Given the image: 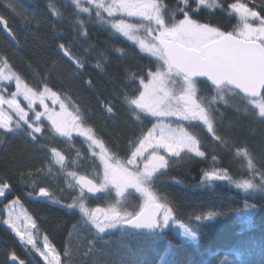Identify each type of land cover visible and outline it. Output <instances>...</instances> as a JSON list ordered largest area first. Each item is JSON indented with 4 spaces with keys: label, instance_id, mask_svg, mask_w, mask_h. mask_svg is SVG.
Returning <instances> with one entry per match:
<instances>
[{
    "label": "trees",
    "instance_id": "1",
    "mask_svg": "<svg viewBox=\"0 0 264 264\" xmlns=\"http://www.w3.org/2000/svg\"><path fill=\"white\" fill-rule=\"evenodd\" d=\"M221 2L226 6L231 0ZM11 3L15 11L0 0V15L6 18L18 43L14 45L0 28V55L8 59L30 86L42 89L46 83L66 98L70 106L79 108L87 124L107 146L124 157L130 142L139 135V127L123 103V92L132 87L130 73L141 74L151 66L149 58L98 21L94 12L91 19L78 13L71 0H11ZM164 3L169 10L177 6V0ZM251 3L264 5V0ZM53 8L61 13L59 18L53 15ZM78 18L87 21L86 37L80 34ZM195 18L221 30H231L237 23L219 9H203ZM60 43L83 60V69H76L63 55ZM117 48H122L123 54ZM97 63L103 70L95 67ZM14 91L10 87L9 94ZM202 91L212 95L206 86L202 85ZM244 101L237 97L230 105L217 100L211 106L217 132L227 146L196 126L192 132L199 138L206 156L173 162L155 182L154 191L165 204L174 207L177 222L192 227L195 244L171 229L152 235L129 229L96 234L78 211L62 207L70 202L69 195L75 193L67 187V177L52 161L49 151L55 148L65 154L68 170L93 175L96 168L83 138L74 134L69 142L47 120L43 121L38 142L23 133L0 132V181L7 180L12 186L7 200L0 201V264H10L11 251L25 264H44L2 224L4 204L17 197L36 220L39 235H47L61 254L66 246L70 249V256L61 255L62 264H134L145 259L146 264H264V194L243 193L226 181L201 183L203 173L211 170L227 171L234 180L250 178V174H245L246 160L236 155L237 146L249 150L258 169L264 165V122L252 115ZM107 104L112 106V113L106 111ZM33 187L37 192L40 187L49 189L61 203L53 204L35 194L29 197L27 193ZM245 203L257 207L241 210ZM97 204L92 201L91 206ZM208 211L217 215L210 220H194L195 215H206Z\"/></svg>",
    "mask_w": 264,
    "mask_h": 264
},
{
    "label": "snow or ice",
    "instance_id": "2",
    "mask_svg": "<svg viewBox=\"0 0 264 264\" xmlns=\"http://www.w3.org/2000/svg\"><path fill=\"white\" fill-rule=\"evenodd\" d=\"M2 2L15 11L11 0ZM72 4L78 13L89 19L94 12L98 21L149 58L151 66L145 72L129 74L132 87L122 96L123 103L138 122L139 135L130 142L124 157H120L87 124L79 108L73 107L70 111L65 98L46 83L42 89L30 86L2 55L0 92L5 82L14 83L15 91L10 98L0 94V132L23 133L38 142L43 121L47 120L51 128L69 142L74 134L82 137L96 168L94 175L68 170L65 154L49 149L52 161L67 177V187L75 193L69 195L70 202L62 207L78 211L98 235L115 229L155 233L177 222L174 207L165 204L154 191L158 176L175 161L206 156L192 128L202 127L214 140L227 146V141L217 132L211 107L217 99L224 101L226 94L238 96L250 106L252 115L264 122V5L256 6L251 0H231L226 6L221 0H177V6L169 10L164 0H72ZM203 9L225 11L237 23L231 30H221L201 22L195 14ZM52 12L58 18L61 15L54 8ZM76 24L80 34L86 37L87 21L78 18ZM0 27L18 43L3 15H0ZM58 47L76 69H83V60L74 56L69 46L60 43ZM116 51L124 52L122 48ZM95 67L103 70L100 63ZM88 83L91 85V81ZM202 85L209 94L215 95H205ZM18 97L26 102V108L21 106ZM48 100L53 105L58 104L59 111L49 107ZM105 109L113 112L110 104L105 105ZM236 155L246 160L245 174H250V178L234 180L227 171L211 170L203 173L201 183L226 181L243 193L264 194V165L258 169L246 147L237 146ZM48 170L50 172L51 168ZM11 191L7 180L0 181V198L7 200ZM34 194L53 204L61 203L44 187L38 192L33 187V191L27 193L29 197ZM133 194H138L142 202L129 205V210L123 204ZM109 198L111 203L100 206ZM93 199L99 202L95 207L91 206ZM255 207V204L245 203L241 210ZM3 211L7 218L2 219V223L26 248L30 246V251L39 253L46 264H62L61 255L70 256L67 246L61 254L47 235L43 236V248L37 246L33 235L34 230L39 231L37 222L18 197L5 203ZM215 215V211H208L206 215H195L194 220H210ZM179 229L184 236L196 241L192 227L180 221ZM8 260L10 264H25L15 251L9 253ZM134 264H146V259L136 260Z\"/></svg>",
    "mask_w": 264,
    "mask_h": 264
},
{
    "label": "rangeland",
    "instance_id": "3",
    "mask_svg": "<svg viewBox=\"0 0 264 264\" xmlns=\"http://www.w3.org/2000/svg\"><path fill=\"white\" fill-rule=\"evenodd\" d=\"M72 1V0H71ZM10 87H12V88H14V90H15V86H14V83H12V84H9V83H7V82H5L4 84H3V91L2 92H0V94H2V95H4L6 98H10V94H9V89H10ZM212 95H215V93H212ZM238 96H236V97H234V96H232L231 94H226L225 95V98H224V102L225 101H227V103L228 104H230V105H232L233 103H234V100L237 98ZM18 99V101H19V103L21 104V102H20V100L19 99H21L22 101H23V103H24V105H22L21 104V106L22 107H25L26 108V102L23 100V98L22 97H18L17 98ZM65 100H66V98H65ZM218 101H220L219 99H217ZM66 102H67V104H68V106H69V110L71 111L72 110V106H70V103L66 100ZM47 103L49 104V107H55V109L57 110V111H59V105L57 104V105H53L52 104V102H51V100H48L47 101ZM244 106L246 107V108H250V106L247 104V102L246 101H244ZM5 107H6V105H5ZM37 108H39V106L37 105ZM49 123V122H48ZM39 135V134H38ZM86 145H87V143H86ZM87 147H88V145H87ZM90 154V153H89ZM93 161V160H92ZM95 171H96V169H94ZM94 175V174H93ZM234 186V185H233ZM1 200H3L2 198H0V201ZM93 202H97V201H95L94 199H93ZM112 201H111V199L109 198V199H106L105 201H104V203L103 204H100V206H106L107 205V203H111ZM138 202H142V201H140L139 200V196H138V194H133V197H129V199H128V201H126V202H124V204H123V206L124 207H129V205H134L135 203H138ZM99 203V202H98ZM95 206H97V205H95ZM95 206H92V207H95ZM3 209H4V207H3ZM129 210H131V208L129 207ZM4 212V217H3V219H6L7 218V213L5 212V211H3ZM28 212V211H27ZM22 223V222H21ZM3 224V223H2ZM3 226H5L14 236H15V238L19 241V243L22 245V246H24L21 242H20V240H19V238L18 237H16V235L5 225V224H3ZM168 229H171V230H173L174 232H176L180 237H182L184 240H186V241H188V242H190V243H192V244H195L196 243V241L195 242H193L190 238H188V237H186V236H184L183 235V233H182V230H180L179 229V223L178 222H175V223H170L167 227H165V228H163V229H160V230H168ZM23 230V229H22ZM116 230H120V229H115V230H110V231H108V232H106V233H109V232H113V231H116ZM105 234V233H104ZM33 235H34V238L36 239V241H37V246L39 247V248H43V236L42 235H39V233L37 232V231H33ZM25 247V246H24ZM28 249H30V246H28L27 247ZM34 253H36L40 258H41V260L43 261V263L44 264H46V262L44 261V259H43V257L42 256H40L39 255V253H37V252H35V251H33Z\"/></svg>",
    "mask_w": 264,
    "mask_h": 264
},
{
    "label": "water",
    "instance_id": "4",
    "mask_svg": "<svg viewBox=\"0 0 264 264\" xmlns=\"http://www.w3.org/2000/svg\"><path fill=\"white\" fill-rule=\"evenodd\" d=\"M0 28L2 29V31L4 32V34L8 37L7 33L3 30V28H2V27H0ZM8 39H9L14 45H16V42L12 41L10 37H8ZM133 231H134V230H133ZM135 232H137V233H139V234H142V235H152V234H155V233L159 232V230L156 231L155 233H147V232H145V231H135Z\"/></svg>",
    "mask_w": 264,
    "mask_h": 264
}]
</instances>
